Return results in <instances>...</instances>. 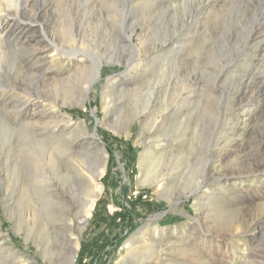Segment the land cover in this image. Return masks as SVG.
<instances>
[{
	"label": "rangeland",
	"instance_id": "rangeland-1",
	"mask_svg": "<svg viewBox=\"0 0 264 264\" xmlns=\"http://www.w3.org/2000/svg\"><path fill=\"white\" fill-rule=\"evenodd\" d=\"M2 1L0 264H58L57 218L74 222L83 190L56 145L76 135L107 162L74 264H134L146 243L165 264H264V0Z\"/></svg>",
	"mask_w": 264,
	"mask_h": 264
},
{
	"label": "bare ground",
	"instance_id": "bare-ground-1",
	"mask_svg": "<svg viewBox=\"0 0 264 264\" xmlns=\"http://www.w3.org/2000/svg\"><path fill=\"white\" fill-rule=\"evenodd\" d=\"M106 0H101V2H105ZM111 1H114V0H107L106 2H111ZM26 6V5H25ZM4 8V9H3ZM8 8V7H7ZM22 8V7H21ZM6 12L7 14L8 11L5 10V4L2 0H0V14H2V12ZM199 14V13H198ZM117 16V15H116ZM118 17V16H117ZM2 20V19H1ZM113 20V19H112ZM117 20V19H116ZM17 27H21L22 25H20L19 23H17ZM15 25V24H14ZM16 26V25H15ZM130 27V33L128 32H125V38L127 39L128 41V44L131 45L132 47L138 49V47L132 43V33L135 29V26L134 24L131 23V25L129 26ZM19 29V28H18ZM143 30V29H142ZM44 31V30H43ZM251 32V31H250ZM145 35V32L142 31L141 33V36H144ZM47 38V37H46ZM142 38V37H141ZM49 40V38H48ZM27 45V41H26V44ZM51 48L49 45H45L42 49L41 48H35L31 51V57L34 58H40V57H44L43 59H46L47 60V57L49 56L48 55V52L51 51ZM31 50V49H30ZM29 50V51H30ZM80 50V49H79ZM78 50V51H79ZM135 50V49H134ZM264 50V48H263ZM39 51V53H38ZM77 51V50H76ZM47 53V54H46ZM6 55V54H5ZM114 59L112 58L110 61H113ZM45 63V62H44ZM81 67L79 68L80 70H84L85 69V66L86 68H92V64H87V65H83V62H81ZM101 62L100 60H96L94 65H93V69H92V74L89 75L90 77H88L84 82L83 84L81 85L79 91H78V99H80V104L81 105H84V100H85V97H87L86 95L89 93V91L91 90L94 82L97 80V78L100 76V68H101ZM15 67V66H13ZM77 68V66H76ZM79 70V71H80ZM52 75L48 76V73H45L43 74V76H38L36 75V77L38 78H41L42 81L44 82H52L53 79L51 78ZM53 77V76H52ZM213 89V88H212ZM136 95V93H135ZM49 98V97H48ZM36 99V98H34ZM39 99V98H38ZM44 101V100H43ZM59 101V100H58ZM49 103V102H48ZM63 103V102H62ZM110 103L111 101H107L106 102V106L103 107L104 110H107L110 106ZM242 104V103H241ZM239 104V105H241ZM29 105V104H28ZM52 106V104H51ZM242 106V105H241ZM40 109V108H39ZM239 109V108H238ZM41 110V109H40ZM47 110V109H46ZM45 110V111H46ZM43 112V111H42ZM243 112V111H242ZM51 113V112H50ZM54 114V113H53ZM46 117V116H45ZM126 117V116H125ZM31 119V118H30ZM39 119V118H38ZM240 119V118H239ZM238 119V120H239ZM37 120V119H36ZM61 120V119H60ZM241 120V119H240ZM33 121V120H32ZM40 121V120H39ZM50 121V120H49ZM48 122V121H47ZM242 122V121H241ZM25 123V122H24ZM29 123V122H28ZM26 124V123H25ZM34 124V123H33ZM39 124V123H38ZM59 124V123H58ZM29 125V124H28ZM35 125V124H34ZM128 122L125 121L123 124H120L119 122L117 124H113L112 126V129L113 131L115 132H118L121 134V132L125 131L128 127ZM5 126V125H4ZM23 126V124H22ZM58 126V125H57ZM3 127V126H2ZM36 127V126H35ZM56 127V126H55ZM26 128V127H25ZM31 129H32V126H31ZM30 129V130H31ZM11 130V129H9ZM35 130V129H34ZM34 132V131H33ZM59 133L61 135L64 136V132L61 130V128H57V129H51V134H55V133ZM38 133V132H37ZM57 135V134H56ZM62 137V136H61ZM80 137V136H79ZM28 139V138H27ZM65 141L68 143L69 147L66 145V146H63L62 144H58L56 145V149L59 151V152H65V160H66V163H67V168H64L65 169V173L68 174L69 176H71L70 178L72 179V182L73 183H77L78 185H74L73 186L75 187V190H77L78 187H81L83 192V201H82V205L79 209V211L77 212L76 214V217H75V220L74 222H72L71 220L69 221H65V214L66 212L62 211L60 212L59 214V217L57 218L58 222H60L59 225H62L64 229H62V237H61V243H62V253H60V255L58 256V260H57V263L58 264H74V261H75V258L77 256V250H78V236L81 235V232L85 226V224L87 223L89 217H90V214H91V211L94 207V204L97 200L96 198V193L98 191H100L102 189V185L100 183V180L105 172V169H106V162H107V155L105 154H100V155H97L96 156V153L95 151L91 150V149H87L85 150L84 152H78L77 150H74L72 149L74 147V145L78 142L77 139V135L74 136V137H70V136H64ZM59 141V139H58ZM61 141V140H60ZM59 141V142H60ZM64 141V142H65ZM63 142V143H64ZM80 145V144H79ZM71 148L72 150H68V148ZM104 150V149H103ZM52 151V150H51ZM53 152V151H52ZM105 152V151H104ZM103 152V153H104ZM145 155V154H144ZM143 155V156H144ZM51 157L52 154H50ZM147 156V155H146ZM64 157V155H63ZM43 158H45L43 156ZM43 158H42V161H43ZM47 159V158H46ZM146 159V158H145ZM144 161V160H143ZM148 162V161H147ZM169 172V171H168ZM147 178V177H146ZM151 179L152 182H158L160 179H158V176H148L147 179ZM163 178V177H162ZM162 180V179H161ZM204 183H200V182H197L194 187L189 190L191 194L195 195V196H198V193L201 191L202 187ZM159 185V184H158ZM171 200V199H170ZM169 200V201H170ZM172 201V200H171ZM63 202L65 204V202L67 203V200L66 199H62L61 201L57 202L60 207L62 208V203ZM206 202V201H205ZM216 202V201H214ZM204 204V203H203ZM202 204V205H203ZM211 204V203H210ZM206 205V204H205ZM205 205H203L205 207ZM208 205V204H207ZM213 205V204H212ZM219 205V204H218ZM217 205V206H218ZM221 206V205H220ZM202 208V209H206V208ZM222 207V206H221ZM70 208V207H69ZM63 209V208H62ZM208 209V208H207ZM206 209V210H207ZM211 209V208H209ZM208 211L210 212L211 210ZM226 209V208H225ZM70 210V209H69ZM200 210V209H199ZM205 210V212H206ZM233 210V209H232ZM222 211V210H221ZM224 211V210H223ZM209 212H207L208 214H210ZM221 213V212H220ZM219 212H217L216 210H212V213L210 215H212L213 217L217 218L218 217V214H220ZM223 213V212H222ZM226 213V212H225ZM245 213V212H244ZM55 217L56 214L53 213ZM217 214V215H216ZM241 214V213H240ZM40 215V214H39ZM38 215V216H39ZM43 215V214H41ZM51 215V214H50ZM232 215V214H231ZM48 216V215H47ZM53 216V218H54ZM226 216V215H225ZM230 216V214H229ZM40 217V216H39ZM38 217V218H39ZM49 217V216H48ZM46 217V219L48 218ZM224 217V216H223ZM232 217V216H231ZM220 218V217H219ZM242 218V217H241ZM257 218V217H256ZM50 219V218H49ZM55 219V218H54ZM214 219V218H213ZM231 219V218H230ZM52 220V218H51ZM220 220V219H219ZM218 221V219H217ZM230 221V220H229ZM227 222L225 224H231V222ZM235 221V220H234ZM255 221V220H254ZM222 222V220H221ZM225 222V221H224ZM49 223V222H48ZM54 224V223H51V225ZM57 224V223H56ZM220 224V223H219ZM224 224V225H225ZM236 224V223H235ZM46 225V222L45 221H41V228H40V231L38 232L39 235L41 238L42 236H44V230L47 229L45 227ZM221 225V224H220ZM234 225V223H233ZM55 226V225H54ZM232 227V224L230 225ZM235 226V225H234ZM214 227V226H213ZM38 228V226H37ZM55 228V227H54ZM236 227L232 228V229H235ZM61 229V228H59ZM214 229V228H213ZM231 229V230H232ZM240 229V228H239ZM57 230V229H56ZM227 230V229H226ZM37 232V231H36ZM58 232V231H57ZM227 232V231H226ZM35 233V232H34ZM48 233V232H47ZM78 235V236H77ZM39 237V238H40ZM47 237V236H45ZM48 238V237H47ZM36 240H40V239H36ZM44 243L47 245V242L44 240ZM42 243V242H40ZM144 244V243H143ZM44 245V244H43ZM45 245V246H46ZM142 245V244H141ZM49 244L47 245V248H48ZM44 247V246H42ZM158 247V246H157ZM156 246H151V245H148L147 243L143 245V247H140V248H134V247H131L129 246V250L127 251V254H125L122 259H120V262H126V260L130 259L132 261V263H136V264H149L150 262L153 263V264H165V261L167 260L166 258H163L162 257V254L160 252V249H158ZM45 248V247H44ZM50 248V247H49ZM46 249V248H45ZM183 249V248H182ZM44 250V249H43ZM184 250V249H183ZM46 251V250H45ZM47 252V251H46ZM183 254V252L185 251H180L178 252L179 254ZM173 254V253H172ZM191 254V253H190ZM57 257V256H56ZM130 261V262H131ZM174 264V263H173ZM181 264V263H180Z\"/></svg>",
	"mask_w": 264,
	"mask_h": 264
},
{
	"label": "trees",
	"instance_id": "trees-1",
	"mask_svg": "<svg viewBox=\"0 0 264 264\" xmlns=\"http://www.w3.org/2000/svg\"><path fill=\"white\" fill-rule=\"evenodd\" d=\"M117 217H119V218H120V217H121V218H124V220H125V219L128 217V215H127V216H122V213H121V212H120L119 214L117 213L116 216L113 217V220H112L113 223H114V221H115V218H117Z\"/></svg>",
	"mask_w": 264,
	"mask_h": 264
}]
</instances>
